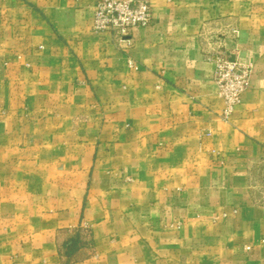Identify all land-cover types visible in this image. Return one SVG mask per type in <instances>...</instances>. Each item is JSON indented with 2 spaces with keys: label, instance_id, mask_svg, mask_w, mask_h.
<instances>
[{
  "label": "crops",
  "instance_id": "obj_1",
  "mask_svg": "<svg viewBox=\"0 0 264 264\" xmlns=\"http://www.w3.org/2000/svg\"><path fill=\"white\" fill-rule=\"evenodd\" d=\"M95 1L0 0V264H264V0L122 39ZM215 49L254 66L229 120Z\"/></svg>",
  "mask_w": 264,
  "mask_h": 264
},
{
  "label": "built area",
  "instance_id": "obj_2",
  "mask_svg": "<svg viewBox=\"0 0 264 264\" xmlns=\"http://www.w3.org/2000/svg\"><path fill=\"white\" fill-rule=\"evenodd\" d=\"M152 19L148 0H96L93 4V30L111 31L117 39L124 38L137 27L148 26ZM206 60L214 64V82L224 100L220 116L229 120L242 103L254 66L231 57L223 49L208 52Z\"/></svg>",
  "mask_w": 264,
  "mask_h": 264
},
{
  "label": "trees",
  "instance_id": "obj_3",
  "mask_svg": "<svg viewBox=\"0 0 264 264\" xmlns=\"http://www.w3.org/2000/svg\"><path fill=\"white\" fill-rule=\"evenodd\" d=\"M79 244V239L77 238H74V239H71L70 242L67 243V246L68 248L70 249H75Z\"/></svg>",
  "mask_w": 264,
  "mask_h": 264
},
{
  "label": "rangeland",
  "instance_id": "obj_4",
  "mask_svg": "<svg viewBox=\"0 0 264 264\" xmlns=\"http://www.w3.org/2000/svg\"><path fill=\"white\" fill-rule=\"evenodd\" d=\"M92 7H93V5H92Z\"/></svg>",
  "mask_w": 264,
  "mask_h": 264
}]
</instances>
